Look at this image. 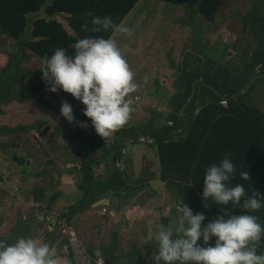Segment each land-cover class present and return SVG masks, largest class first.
I'll return each mask as SVG.
<instances>
[{
	"label": "crops",
	"instance_id": "crops-1",
	"mask_svg": "<svg viewBox=\"0 0 264 264\" xmlns=\"http://www.w3.org/2000/svg\"><path fill=\"white\" fill-rule=\"evenodd\" d=\"M242 4V0H227V4L221 0V11L217 24L209 26L207 29L203 27L197 41L200 45H204L208 41L211 49L209 54H218V57L212 59L215 64L212 77H215L214 81L217 87L219 86L217 91L223 97L230 95L231 98H234L232 101L254 106L253 109L259 110L264 115V71L260 74L256 72L259 65L264 66V0L258 6L256 3L252 9L249 6H244L242 10V12L250 10L252 27L261 33L255 36L254 42L243 57L241 58L239 55L241 54L240 49H235L233 54H230L231 49L227 48L228 44L224 42L235 35L239 22L247 20L241 15L239 18L233 16L235 7L239 5L243 7ZM132 11L121 25L128 19ZM187 12L192 15L194 13L192 10ZM175 16V19L178 20L179 12H175ZM39 18L43 17H36L34 21ZM195 18L203 24L199 15ZM197 24L193 19L191 25ZM191 25L186 21L185 27L178 26L175 31L176 36L170 35L171 38L178 42L194 40L195 35L192 30L188 29ZM209 36L215 40L214 45L211 44ZM251 36L253 35L250 34ZM136 37L141 38V36ZM128 41L131 44L134 42L137 46L131 57L139 60L140 64L146 65L150 54L143 57L142 50L148 47L150 38L145 44L138 43L131 38H128ZM235 52L237 55H234ZM9 58L7 55L0 54V66L4 67ZM188 61L186 62L188 69L204 67L193 59ZM21 63L23 68L31 70L36 60L24 56L21 57ZM129 67L134 75H139L134 63H130ZM170 75H174L172 71ZM172 79L171 93L173 96L170 100L179 95L181 91H179L177 83L178 74L172 76ZM154 83L156 84V80ZM160 88H157V92ZM166 88L170 90L169 87ZM162 96L160 94L156 96L157 98L150 99L148 95H145L146 109L155 115L151 121L153 125L163 126L165 124L166 116L162 111L163 105L166 104L165 110L171 113V108L169 109L168 106L170 100L165 99L162 103L161 99H158ZM126 98L130 101L133 100L131 95ZM38 106L35 113H32V109L28 108L31 119L24 122L17 115L9 113L7 105H0L3 110L0 113V189L5 191L4 194H0V240L5 243H13L21 237H33L38 241L47 242L51 245L50 249L53 254L60 259L61 264L64 260H67L69 264H94L93 260L89 263L79 261L76 255L78 250L90 251L92 257H101L105 264H138L139 261H142V264H152V257L156 251V244L152 239L154 232L161 224L175 229L179 213L178 205L174 204L173 197L168 191H165L169 183L162 182L159 176L154 175V173L159 175L161 171L160 159L155 156L157 151L154 149V145L138 141L140 137L149 136L140 135L137 139L121 137V147L118 150L120 155L114 164L116 166L119 163L121 166L123 179L118 182L117 186L121 189L110 191L105 197L92 204L89 209L80 212L75 207L84 200L85 193L79 188L83 182V175H81L78 166L81 167L87 161L92 162V168L99 173L98 178L101 180L108 179L115 170L107 171L105 162L97 163L94 159L81 158L76 152L69 153L65 136L63 138V136L61 137L63 134H55L53 123L49 124L51 129L48 124L43 127L39 126L42 128L40 132L47 135L49 139H44V137L38 144L37 135L40 133H36L34 114L39 118L46 115L41 105L38 104ZM185 108L186 106L181 110V113ZM136 111L133 112L132 108L130 118L124 126L130 125L132 122L140 124L144 119L145 111L144 109L140 110L139 115L133 121ZM78 112V109L73 110L74 121L66 120L67 125L73 123L71 126L74 127V123L81 120L82 130L90 136H96L100 144L108 143V139L112 138L113 134L106 138L101 137L95 132L90 118L85 116L80 119ZM150 113L148 114L150 115ZM25 128H32L31 134L33 133L34 141L31 139L29 141L38 146L24 141L25 132L23 131H26ZM65 129L64 127L59 132L65 131ZM14 130H19V134H21L19 138L12 136L15 135L13 134L16 132ZM147 135L151 136L152 132H147ZM80 136L81 132L79 131L69 132L66 135L72 142L78 141ZM3 147L7 148V151ZM102 150L105 149L102 148ZM37 151L42 154H32ZM111 152L114 157L117 151L112 148ZM31 162L34 168H30ZM109 163L112 164L111 157ZM120 169L117 168L119 172ZM126 186L130 187V190L124 191ZM120 191H123L122 194ZM103 208H107L109 213L103 214ZM55 213L68 217L69 225L74 228L76 236L78 235L73 244L67 237L61 235L59 222L54 217ZM115 221H118V224ZM260 223L264 225L263 215ZM117 225L120 228H116ZM261 237L258 251H264V233ZM62 243H64L63 246ZM66 245H69L67 252H65ZM103 246L105 249L102 248Z\"/></svg>",
	"mask_w": 264,
	"mask_h": 264
},
{
	"label": "trees",
	"instance_id": "trees-1",
	"mask_svg": "<svg viewBox=\"0 0 264 264\" xmlns=\"http://www.w3.org/2000/svg\"><path fill=\"white\" fill-rule=\"evenodd\" d=\"M139 1L0 0V36L16 40L22 46L24 50L22 52L26 50L33 52L31 58L36 60L31 72L19 69L18 72L13 71L6 75L5 85L0 84L1 95L15 94L11 89L15 77L21 76L25 79L32 77L33 74L42 73L38 72V69L44 65L45 57L50 56L55 48L64 47L71 53L73 50L70 45L84 36L108 38L114 35L115 31L111 29L101 32L83 31L81 25L86 19L91 20L90 16L85 17V13L91 12L93 16L101 17L108 15L115 24L121 25ZM157 1L192 10L194 13L189 15L188 21L192 22L194 19L200 30L203 27L207 29L216 25L221 11V0ZM224 1L227 4V0ZM42 10L45 11L48 19L39 18L28 28V16L38 14ZM57 15L66 18V25L73 35L57 19ZM197 15L200 16L203 24L196 20ZM27 34L30 37H27ZM187 42L189 46L186 49L194 45L192 39H188ZM182 52L185 51H180ZM204 53L209 54V51L201 54ZM190 54L195 58L186 56V62L193 59L204 67L184 71L179 81V91H181L169 102L170 119L174 126H166L164 130H160L163 135L161 141L157 142V147L161 171L159 175L158 173L154 175L159 176L162 182L169 183L175 192L174 201L187 204L194 213L202 212L205 221L213 220L217 215L222 214L221 207L239 213L243 210L238 207L233 208L231 204L217 205L211 199L205 202L201 197L205 168L210 163L219 162L226 153L230 154L235 165V173L229 184L230 186L242 184L249 196L256 193L262 206L254 214L260 222L262 215L264 216V115L259 110L253 109L254 106L232 101L234 98L230 95H228L230 98L225 96L228 99L227 108L221 106L220 100L223 96L217 91L219 86L217 87L214 81L215 77H212L215 64L212 60L209 62L208 59H200L199 55L191 52ZM205 56L207 58V55ZM7 69L3 70L5 74ZM33 92L36 90L31 85L24 84L20 94L27 96L32 95ZM1 102L7 101L1 100ZM197 110L199 112L195 114ZM0 112H3L1 108ZM44 114L47 115V112L45 111ZM19 118L26 122L22 117ZM181 128H183L182 132L173 134ZM25 130L29 129L25 128ZM119 149L120 147L115 148L117 152L112 157L113 165L108 164L107 171H110L116 163ZM241 171L248 174V179L241 177ZM82 175L84 181L79 188L85 193V198L75 207L80 212L90 208L110 191L121 189L117 186L123 175L117 170L108 179L97 180L90 166H85ZM126 190H130V187ZM211 243L210 240L209 244Z\"/></svg>",
	"mask_w": 264,
	"mask_h": 264
},
{
	"label": "clouds",
	"instance_id": "clouds-1",
	"mask_svg": "<svg viewBox=\"0 0 264 264\" xmlns=\"http://www.w3.org/2000/svg\"><path fill=\"white\" fill-rule=\"evenodd\" d=\"M89 16L91 20L86 19L81 25L83 31L101 32L111 29L128 36L132 35L130 28L115 24L108 15L101 17L93 16L91 12L85 13V17ZM32 24L28 16V28ZM27 37L30 35L27 34ZM112 37L84 36L70 45L73 50L71 53L64 47H57L50 56L45 57L41 70L49 84V91H57L53 98L56 100L65 97L59 109L60 114L68 122H73V110L84 105L83 114L90 118L95 132L103 138L124 126L130 118L132 107L134 105L137 107V103L140 102V96L133 97L131 101L126 98L136 90L137 84L133 79L134 72ZM16 46L18 51L15 54L4 55L13 58V65L16 63L15 71L18 72L23 66L21 57H30L29 54L34 53L29 50L23 53L24 50L18 42ZM2 68L7 69L5 66ZM262 69L264 66L259 65L256 72L260 74L264 71H261ZM69 93L76 98L74 103L69 100ZM227 106L228 104L225 108ZM167 114L165 111L166 120ZM173 126L174 124L169 127ZM183 128L174 131L173 134L182 132ZM145 136L149 137H140L138 141L143 144H155L153 134ZM108 164L111 163L105 162L106 170ZM117 168H121L119 163L111 170L116 171ZM91 170L98 180L99 173L92 167ZM234 173L235 165L230 154L226 153L219 162L210 163L204 170L201 197L205 202L211 199L217 205L231 204L233 208L238 207L243 211L236 213L221 207L222 214L213 220L205 221L202 212L194 213L187 204H179L173 200L174 204L178 205L179 213L176 227L173 229L161 224L154 232L152 239L156 244V251L152 257V264H264V251H258L264 225L254 214L261 208V200L257 198L255 192L253 195H247L242 184L230 186L229 182ZM240 175L243 179H248L246 172L241 171ZM127 187L124 191H127ZM120 192L122 194L123 191ZM171 196L173 197V194ZM54 217L58 222L61 221L59 214L55 213ZM62 217L69 220L64 214ZM115 223L118 224V221ZM67 238L73 244L77 236L74 239ZM67 246L69 245L65 246V252ZM50 248L51 245L47 242L38 241L33 237H21L13 243L0 240V264H61L60 259ZM76 255L82 263L93 260L94 264H97L98 260H102V264H105L101 257H92L90 251L78 250ZM63 264L69 262L64 260Z\"/></svg>",
	"mask_w": 264,
	"mask_h": 264
},
{
	"label": "rangeland",
	"instance_id": "rangeland-1",
	"mask_svg": "<svg viewBox=\"0 0 264 264\" xmlns=\"http://www.w3.org/2000/svg\"><path fill=\"white\" fill-rule=\"evenodd\" d=\"M262 1L263 0H242L243 7L241 5L235 7L234 10L235 14H233V16L239 18V16L241 15L244 18H247V20L243 21L242 23L238 21L239 26L235 31V35L234 36L232 35L229 39H226L224 41L228 44L227 48L231 49L230 54H233L235 49H240L241 54L239 55L242 58L243 55L246 53V50L254 42L255 36L260 33V31H256L252 27L250 10L243 12L242 10L244 6L245 7L249 6V8L252 9L254 8L256 3L258 6L259 3H261ZM188 10L190 9L187 7H177L175 5L167 4L157 0H141L135 6L128 19L125 20V22L123 23V25L127 26L132 30V35L128 36L123 33L115 32V36L113 37V39L116 41L118 47L121 49V52L123 56H125V59L127 60L128 64L134 63L135 69L137 73H139V75L138 74L134 75L133 78L134 82L137 84V88L134 92L129 94L131 95V97H135V95L140 96V102L137 103V107L136 105L132 107L133 112H135L137 109L136 113L133 115V121L135 117L139 115L140 110L144 109L145 111L144 119L140 122L139 125L132 122L130 125L122 126L121 128L115 130L112 133L113 137L108 139V143L104 142L103 144H100L98 142L99 139L96 136L95 137L90 136L86 131L82 130V127L80 126L82 124L81 120L74 123L75 125L74 127L71 126L73 125V123H71L69 126L67 125L66 119L60 114L59 111L61 103L65 101V97H59L53 102L54 110L52 113L55 114V116L57 117L56 121L58 123L56 122V125L61 124V126L66 128L65 131L62 132L58 131L56 135L63 134L61 135V137L63 136V138L65 136L66 142L70 150L69 153L73 154L76 152L81 156V158L94 159V161L97 163L109 162L110 157L112 158L114 155L113 152H111L112 148L115 149L117 147H121V142H122L121 137H133V136L139 137L140 135H147V132H152L156 140L153 146L154 149L157 151V154L155 153V156L159 158L157 142L161 141V135H163V133L160 132V130H164L166 128L167 122L171 120L170 119L171 113L168 112L167 120L163 126L151 124V121L155 118V115L151 114L146 109L145 95H148L150 99H155L157 98L156 96L161 94L163 96L158 99H161L162 103L163 101H165V99L170 100L171 96H173V94L171 93V85L173 82L172 76L178 74L177 83L179 85L180 84L179 81L183 76V72L189 71L188 66H186V61H185L186 56L194 57L193 55L190 54V52L197 56L199 55L200 59L202 60L208 59L209 62L213 58L218 57V54H213V55L205 54V53L204 55L201 54L202 51L211 50L209 47V42L207 41L204 45H200L199 42L197 41L198 36L202 32V29L200 30V27L197 25L192 26L191 25L192 22L188 21L190 15L187 12ZM175 12H179L178 20L175 19L176 17ZM36 17H43L48 19V16L46 15L45 11L42 10L38 14H33L29 16L30 24L33 23ZM56 17L67 28L68 32L71 33V35H73L70 29L68 28V26L66 25V18L58 15ZM186 21L189 22V24L191 25L190 28L188 29L192 30L193 34L195 35L194 45L189 47V49H186L189 46L187 40H185V42H178L176 40H173L170 36V35L176 36L175 35L176 28L178 26L185 27ZM250 34H252L253 36L250 37ZM136 36H141V38L139 39ZM128 38H131L132 40L137 41L138 43L142 42L143 44H145L147 40L150 38V44L148 45V47L142 50L143 57L144 56L147 57V55L150 54L146 65L140 64L139 60L131 57L133 51H136L137 46L134 42L131 44L128 41ZM208 38L211 40V44L214 45L215 40L212 39L210 36ZM16 45L17 42L14 39L4 38L2 35L0 36V52H2L3 54H9L11 56L15 54L18 51V47ZM180 51H185V52L180 53ZM205 55H207V58ZM234 55H237V53L235 52ZM29 56L32 57L33 55L29 54ZM22 69L24 68L20 67V70ZM15 70H16V63L13 65V67L7 69L6 74L3 71V68L0 67V84L5 85L6 75L12 73ZM263 70L264 69H262L261 71ZM171 71L174 75H170ZM30 78L31 77H27L25 79L22 78L21 76H17V78L15 77L12 81L13 84L11 85V89L15 94H12L11 96L1 95L0 93V104L7 105L9 107V111H8L9 113L15 114L18 117H22L25 120L31 119V116L28 112V106L25 103L24 99L22 98L23 93L20 94V92L24 84L31 85L30 83H28V79ZM155 80H156V84L154 83ZM158 87L161 88L157 92ZM166 87H169L170 90H167ZM1 100H6L7 102L2 103ZM69 100L71 101V103H74L76 101V98H73L70 94ZM83 108L84 105L78 109L80 119H83L85 117L82 111ZM166 108L167 105L166 104L163 105L162 111L165 112ZM197 112L198 110L196 111L195 114H197ZM148 113H150V115ZM53 117L54 116L51 115V118L55 120V118ZM133 123H134V127L132 128ZM77 131L81 132V136L78 138V141L72 142L68 137H66V135L69 132H77ZM31 132H32V128H29V130L25 132L24 141L26 143L28 142L33 143L31 141H34L33 133L31 134ZM43 137L44 135L37 136L38 144L42 142ZM30 139L31 141H29ZM33 145L38 146L36 145V143H33ZM102 148H104L105 150H102ZM36 149L39 150V148ZM28 153L30 154V151H28ZM32 154L41 155L42 152L37 151ZM170 189L171 187L166 186L165 191H168L169 193L173 194L175 198V192L172 189L171 190ZM4 193L5 191L0 189V194H4ZM116 228H120V226L117 225ZM63 244L64 243H62L61 245L63 246ZM102 248L105 249V246H103ZM138 264H142V261H139Z\"/></svg>",
	"mask_w": 264,
	"mask_h": 264
},
{
	"label": "flooded vegetation",
	"instance_id": "flooded-vegetation-1",
	"mask_svg": "<svg viewBox=\"0 0 264 264\" xmlns=\"http://www.w3.org/2000/svg\"><path fill=\"white\" fill-rule=\"evenodd\" d=\"M12 65H13V58H9V61L6 63L5 67L9 69V68L12 67ZM43 67L44 66L40 67L38 69V72H42L41 70L43 69ZM22 68H23V66H22ZM31 70H33V69H31ZM31 70H29L27 68L22 69V71H27V72H31ZM28 83L31 84V86L33 87V89L36 90V92H33L32 95H27V96L22 95V98L24 99V101L27 104L28 108L32 109V113H35L37 111V109L39 107L38 104L41 105L42 109H44L47 112V114L49 113L48 115H46L43 118H39L37 115L34 114L35 119H36L35 122H34V124L36 126V133H40V135H37V136L44 135V137H45V138L43 137L44 139H49V137H47V135H45L44 133L40 132L42 130V128H39L40 125L43 127V125H45V124L49 125L50 123H53V129H54L55 134L58 131H60L62 128H64L63 126H61V124L56 125L57 117L55 116V114L52 113L53 110H54L53 102L55 101V99L53 97H54V95H56L57 91L56 92L49 91V84H48V82H46V80L43 77L42 73L33 74L32 77L30 79H28ZM36 93H37V95H36ZM51 115L54 116L53 118H55V120H53L51 118ZM22 121H24V120H22ZM25 121L27 122L28 120H25ZM49 128L51 129L52 127L49 125ZM24 132H26V131H24ZM50 132H52V130H50ZM19 133H20L19 130H17L13 134L18 135V136H15V135H12V136L14 138H16V137L19 138V136L21 135ZM33 164H34V162H33ZM34 166L36 167L35 164H34ZM85 166H90V169H91L92 162L87 161V162H84L81 165V167L78 166L79 169H80V173H82V171H83ZM30 168H34L32 166V162H31V167Z\"/></svg>",
	"mask_w": 264,
	"mask_h": 264
},
{
	"label": "built area",
	"instance_id": "built-area-1",
	"mask_svg": "<svg viewBox=\"0 0 264 264\" xmlns=\"http://www.w3.org/2000/svg\"><path fill=\"white\" fill-rule=\"evenodd\" d=\"M220 104L223 107H226L228 104V99L227 98H222L220 100ZM169 126H172L173 123L171 121L168 122ZM103 213H107V209H103ZM58 216V215H57ZM60 229L62 235L74 239L76 237V232L75 230L69 225L67 218H64L61 216V221L59 222ZM79 253V252H78ZM97 264H102V260H98Z\"/></svg>",
	"mask_w": 264,
	"mask_h": 264
},
{
	"label": "water",
	"instance_id": "water-1",
	"mask_svg": "<svg viewBox=\"0 0 264 264\" xmlns=\"http://www.w3.org/2000/svg\"><path fill=\"white\" fill-rule=\"evenodd\" d=\"M5 149V151H7V148L3 147Z\"/></svg>",
	"mask_w": 264,
	"mask_h": 264
}]
</instances>
